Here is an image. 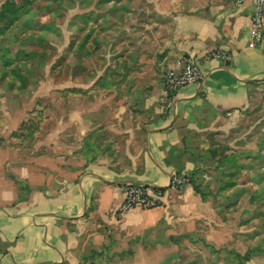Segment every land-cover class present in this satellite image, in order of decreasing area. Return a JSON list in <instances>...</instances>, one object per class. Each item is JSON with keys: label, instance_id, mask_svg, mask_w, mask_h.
Segmentation results:
<instances>
[{"label": "rangeland", "instance_id": "obj_1", "mask_svg": "<svg viewBox=\"0 0 264 264\" xmlns=\"http://www.w3.org/2000/svg\"><path fill=\"white\" fill-rule=\"evenodd\" d=\"M155 1L0 0L6 177L22 179L25 171L55 177L58 168L74 171L70 163L99 158L135 169L136 110L124 111L123 88L106 89V81L151 67L123 58L134 57L131 36L137 35L151 56L153 34L168 26L169 18H161L167 0L161 15ZM184 150L196 162L185 185L195 184L206 213L182 217L175 228L161 223L131 237L111 235V249L79 264H264V82L244 110L189 132Z\"/></svg>", "mask_w": 264, "mask_h": 264}, {"label": "crops", "instance_id": "obj_2", "mask_svg": "<svg viewBox=\"0 0 264 264\" xmlns=\"http://www.w3.org/2000/svg\"><path fill=\"white\" fill-rule=\"evenodd\" d=\"M166 2L161 18H169V24L153 34L151 56H145L147 46L137 35L131 36L134 57L123 58L131 66L151 67L130 70L126 80L106 81V89H124V111L136 110L131 134L141 150L138 161H132L135 169H118L99 158L70 163L74 171L58 168L55 177L37 179L25 171L16 179L6 177L1 160L0 264H79L87 254L111 249V235L131 237L161 223L175 228L185 217L206 213L191 184L170 187L174 178L189 177L196 167L184 150V137L204 122L247 107L251 91L264 82V30L257 41L253 0ZM154 4L159 11L165 5L162 0ZM186 59L198 61L202 79L182 88L167 110L165 77ZM45 168L42 164L41 171ZM127 184L164 189V196L156 207L135 206L119 217Z\"/></svg>", "mask_w": 264, "mask_h": 264}, {"label": "built area", "instance_id": "obj_3", "mask_svg": "<svg viewBox=\"0 0 264 264\" xmlns=\"http://www.w3.org/2000/svg\"><path fill=\"white\" fill-rule=\"evenodd\" d=\"M243 0H238L242 2ZM256 7L253 16L255 27V38L261 41L264 30V0H253ZM202 79L200 66L195 59L183 60L182 65L176 73H169L165 78L166 109L170 110L174 104L178 92L191 84H196ZM187 183L185 176L176 177L172 180L170 187L178 189ZM158 189L127 184L123 187L125 202L120 209L121 214L128 212L135 206H142L146 209L156 207L160 204L164 193Z\"/></svg>", "mask_w": 264, "mask_h": 264}, {"label": "trees", "instance_id": "obj_4", "mask_svg": "<svg viewBox=\"0 0 264 264\" xmlns=\"http://www.w3.org/2000/svg\"><path fill=\"white\" fill-rule=\"evenodd\" d=\"M189 184H191L192 186H193V188H194V191L197 193V194H199V192L197 191V189H196V186H195V184L193 183V182H191V181H189ZM157 191H161V192H163L164 193V189H158ZM200 195V194H199ZM246 257V256H245ZM244 258V257H243ZM247 258V257H246ZM247 260V259H246Z\"/></svg>", "mask_w": 264, "mask_h": 264}]
</instances>
